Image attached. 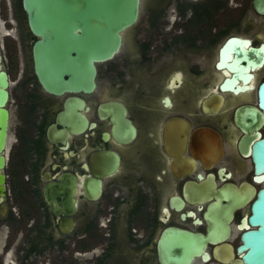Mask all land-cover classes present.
Returning a JSON list of instances; mask_svg holds the SVG:
<instances>
[{"label": "flooded vegetation", "instance_id": "flooded-vegetation-1", "mask_svg": "<svg viewBox=\"0 0 264 264\" xmlns=\"http://www.w3.org/2000/svg\"><path fill=\"white\" fill-rule=\"evenodd\" d=\"M245 5L140 0L119 51L96 63L93 89L55 94L36 75L39 36L22 0H0V264H169L166 255L181 251L165 247L166 238L178 241L168 231L175 227L202 236L189 264L240 256L249 213L241 185L263 183L237 147L235 112L254 104L247 95L259 67L250 70L249 88L221 89L233 71L216 62L230 37L264 43L241 33ZM216 94L222 102L213 111ZM174 116L189 132L217 130L222 155L203 161L189 140L177 150L164 129Z\"/></svg>", "mask_w": 264, "mask_h": 264}, {"label": "water", "instance_id": "water-1", "mask_svg": "<svg viewBox=\"0 0 264 264\" xmlns=\"http://www.w3.org/2000/svg\"><path fill=\"white\" fill-rule=\"evenodd\" d=\"M252 4L257 12L264 13V0H252ZM22 6L30 29L39 36L32 46L36 75L47 91L58 94L93 89L96 63L111 59L119 51L120 32L137 20L140 0H22ZM216 65L233 71L220 84L221 89H247L253 77L250 70L264 65V43L254 46L249 39L230 37L220 48ZM238 78L241 86L237 85ZM73 100L79 101L77 97ZM221 102V96L214 95L211 110L216 111ZM235 121L241 129L237 147L251 159L254 180L263 184L241 185V205L248 203L249 213L241 222L245 229L236 247L240 256L231 258L233 253L227 243H222V248L230 255L231 264H264V132L260 130L264 124V79L257 83L256 103L237 108ZM164 129L168 142L176 143L177 150L179 144L184 151L189 140L192 153L203 161L223 153L221 135L211 127L189 132L188 121L174 116L167 119ZM127 130L133 134L135 128L127 124ZM168 231L178 236L179 242L166 238L165 247L177 244L181 251L177 256L166 255V263L189 264L195 241L202 236L177 227Z\"/></svg>", "mask_w": 264, "mask_h": 264}, {"label": "rangeland", "instance_id": "rangeland-1", "mask_svg": "<svg viewBox=\"0 0 264 264\" xmlns=\"http://www.w3.org/2000/svg\"><path fill=\"white\" fill-rule=\"evenodd\" d=\"M244 1L246 3L244 9H245V14L242 17L241 16V24H240V28H241V33L242 34H249V35H254V36H259L255 41H259L264 39V15H260L258 13H256L253 8L250 6V3L248 0H241V2ZM263 21V22H262ZM224 37H222L221 39H219L214 47H213V55H212V60L215 59L216 57V48L219 45V43L223 40ZM257 78L255 81V85H257V83L264 78V67L260 68L257 72ZM253 91V93H252ZM251 91L250 94L247 95V100H250L251 102L255 103L256 102V96H255V88ZM262 132L264 131V125L262 127ZM248 162V168H249V173L251 170V160L250 158L247 156L245 159ZM247 212L249 211L248 209V203L246 206Z\"/></svg>", "mask_w": 264, "mask_h": 264}, {"label": "bare ground", "instance_id": "bare-ground-1", "mask_svg": "<svg viewBox=\"0 0 264 264\" xmlns=\"http://www.w3.org/2000/svg\"><path fill=\"white\" fill-rule=\"evenodd\" d=\"M263 67H264V66H261V67H259V69H260V68H263ZM254 80H255V79H254ZM254 80H253V81H254ZM255 84H256V83L254 82V83H253V86H257V85H255ZM251 90H252V89H251ZM251 90H249L248 92H251ZM248 92H247V93H248ZM228 93H229V92H228ZM252 93H253V91H252ZM242 94H243V93H242ZM255 96H256V89H255Z\"/></svg>", "mask_w": 264, "mask_h": 264}]
</instances>
